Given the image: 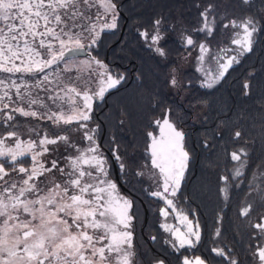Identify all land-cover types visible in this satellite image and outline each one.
<instances>
[{
    "label": "snow or ice",
    "instance_id": "6c2138e0",
    "mask_svg": "<svg viewBox=\"0 0 264 264\" xmlns=\"http://www.w3.org/2000/svg\"><path fill=\"white\" fill-rule=\"evenodd\" d=\"M241 3L250 5L252 0H241ZM93 9H96L95 20ZM211 14L209 5L200 13L202 26L196 31L208 36L213 34L216 21L209 18ZM154 24L156 29L150 36L153 46L163 38L159 28L161 21L158 19ZM116 27L114 0H0V122L15 129L18 122H10L15 121L14 114H18L51 121L56 128L76 124L80 129H88L93 101L103 100L106 92L115 88L123 76H113L91 52L87 53L86 60L78 61L77 56L96 44L101 31ZM223 28L233 30L231 45L235 47L221 48L216 54L207 44L197 45L191 36L184 37L186 46L199 48L197 71H203L206 57L217 65L215 71L204 72L201 87H214L233 64L240 63L241 57L253 51L257 34L264 32V23L245 15L228 20ZM140 36L146 41L149 39L147 31H141ZM154 50L160 56L166 55L161 47ZM228 52L233 54L226 55ZM61 62L62 72H71L75 67L77 76L64 77L56 71L53 66ZM48 69L53 71L48 72ZM170 82L177 85L175 76ZM244 89V94L248 95L249 83L245 82ZM155 123L160 135L148 132L147 150L156 190L149 194L162 200L182 225V228L167 222L160 225L170 234L173 247L177 251L193 248L200 241V225L189 220L170 198L180 190L188 165L185 136L167 112ZM31 131L36 132L37 139L23 140L15 130L0 135V264H135L130 230L133 216L129 213L132 204L120 195L117 184L110 178L108 161L96 144V129L84 132V139L88 141L85 148L72 145L67 135L50 136L47 131L40 135L36 129ZM240 137L241 132L236 131L234 139ZM60 142L75 147L76 155L66 156L64 167H58L57 160H52L50 167L46 166L41 158L51 151L49 145ZM29 156L31 164L25 167V158ZM113 156L120 160L115 150ZM242 157H247L245 149L232 152L231 159L237 162L233 175L220 178L225 181L221 188L225 197L229 187H239V183L232 185L230 181H239L244 175L246 161ZM120 167L123 170L124 165ZM53 170H58L63 179L53 177L50 183L40 180ZM11 172H17L21 178L5 179ZM259 176H264V171ZM261 184L249 181V189L264 203ZM252 207V202L242 206L240 216L249 217ZM160 215L166 221L169 212L161 208ZM249 223L257 230L255 235L260 240L253 255L258 257L259 264H264V216L256 223L249 217ZM216 234H220L219 230ZM212 251L228 259L230 264H238L234 258L225 256L223 249L214 247ZM181 264H206V261L200 256H184Z\"/></svg>",
    "mask_w": 264,
    "mask_h": 264
},
{
    "label": "trees",
    "instance_id": "16d2710c",
    "mask_svg": "<svg viewBox=\"0 0 264 264\" xmlns=\"http://www.w3.org/2000/svg\"><path fill=\"white\" fill-rule=\"evenodd\" d=\"M117 6V27L105 29L88 51L101 60L113 76H123L103 100L93 101L88 129H96V144L107 159L110 178L117 190L132 204L129 210L135 264H181L184 256H200L207 264H230L216 256L214 247L225 251L238 264H255L254 251L260 244L252 223L264 216V203L250 191L249 181L261 184L264 176V32H259L253 51L240 58L224 78L212 88L201 87V75L194 60L198 47L186 46L184 37L191 36L198 45L205 43L213 54L230 44L232 29L223 28L231 19L253 16L264 23V0H114ZM212 6L210 19H215L211 36L196 29L202 26L201 12ZM162 39L151 45L154 21ZM141 31L149 33L146 41ZM161 47L166 55L154 49ZM175 76L177 85L171 84ZM249 83L245 95L244 84ZM43 96V95H42ZM51 103V101H47ZM167 112L169 119L185 136L189 153L180 190L173 198L188 218L200 225V241L193 248L173 247L170 236L160 227V209L164 202L149 193L152 183L143 175L149 164L148 132H156L155 121ZM16 115L15 129L0 122V135L19 130L20 126L38 123L49 135L66 133L74 136L73 125L65 129L51 128L48 121ZM85 129V131H88ZM41 131V130H39ZM236 131L241 137L234 139ZM80 144V143H78ZM88 141L81 148L86 147ZM245 149L244 175L230 181L228 196L221 176L231 177L237 162L231 153ZM113 150L119 155L117 161ZM76 151V150H75ZM47 160V159H46ZM45 160V162H46ZM124 168L121 170L120 165ZM30 165L25 158L24 166ZM264 186V184H261ZM252 202L249 217L240 216L241 207ZM219 230V235H217ZM155 238V239H153Z\"/></svg>",
    "mask_w": 264,
    "mask_h": 264
},
{
    "label": "rangeland",
    "instance_id": "374dc122",
    "mask_svg": "<svg viewBox=\"0 0 264 264\" xmlns=\"http://www.w3.org/2000/svg\"><path fill=\"white\" fill-rule=\"evenodd\" d=\"M95 12H96V9H93L92 10L93 20H95ZM107 19L110 21L111 17L109 16V17H107ZM100 23H103V21H101ZM85 35H87V33H85ZM234 47L235 46L234 45H231V41H230V44L227 47H225V48H234ZM219 51H217L216 53H219ZM87 52H89L88 51V48H87ZM199 54L200 53H199V49H198L197 52H196V55L194 56L195 57L194 60L197 61V68L200 67L199 62L197 60V57L199 56ZM232 54L233 53H231V52L226 53V55H232ZM86 59H88V56L87 55H85V56H78L77 57V60L78 61L79 60H86ZM63 67H64L63 62H61L58 66H56V65L53 66V68L56 71H60L61 72V75L64 76V77H69V76L76 77L77 76V71H76V68L75 67H73L72 71L71 72H68V73H64V72L61 71L63 69ZM216 67H217V65H216L215 61L214 60H210V59H208L206 57V63L203 65V71H199L200 75L202 76L201 77V79H202L201 82L204 79V72L205 71H209V70L215 71L216 70ZM47 71L48 72H52L53 69H48ZM41 75H43V74H41ZM53 79H55V77H53ZM92 80L95 81V76L92 77ZM92 87L93 88L95 87V84L94 83L92 84ZM41 95H45V94L44 93H41ZM13 96H15L14 93H13ZM47 103H49V102H47ZM49 104H51V103H49ZM25 107H26V105H25ZM40 111H43V109H40ZM162 118H161V120H162ZM42 121H47V120H42ZM48 122H49L51 128H54V129H65L66 127H68V126L61 125L60 128H56V127H54L51 124V121H48ZM43 127L44 126H42L41 124L39 125L36 122L33 123L32 125H30L29 123H25V124H23V125L20 126V129L19 130H15V131H18L20 133L21 139H23V140H28L30 138L35 140V139H37L36 132L31 131V129H36L37 131L41 130V131H39V133H40V135H43L44 132L47 131L46 130V127L45 128H43ZM71 130L75 131L74 136L70 140V142H71L72 145H74V146L82 145V144H84L86 142V140L84 139L85 129H80L78 127V125L73 124V128ZM61 134L67 135L66 133H61ZM153 135H155L157 137H159V135H160V129H159V127L157 125H156V132ZM8 143L9 144H12L13 141H9ZM78 143H80V144H78ZM48 147L51 149V151L49 153L45 154V156L42 157L41 159H43L44 161L47 159L46 160V166H49V167L51 165V161L52 160H57L58 167H64L65 164H66V161H65L64 158L66 156H69V155H76L75 147L66 146L63 142H60L57 145H49ZM83 148H85V147L83 146ZM26 158L29 159L30 164H31V158H30V156L29 157H26ZM151 171H152V169H151V159H149V164L146 165L145 168L143 169V175L145 176V178H147L152 183L153 190H156V186L152 182V178H151V174H150ZM53 177L56 180L63 179V177H61V174H60V172L58 170H53L52 173L46 174L45 176L41 177L40 180L41 181H44L45 183H50L51 182V178H53ZM10 178H15V179L18 180L21 177L18 175L17 172H11L10 173V177H6L5 179H10ZM120 195L123 196L122 194H120ZM123 197H125V196H123ZM170 198L173 199L174 197H170ZM246 204H244L243 206H246ZM162 208H165L166 211L169 212V216L167 217V220L166 221H165V218L161 216L160 225L163 222H167V223H170V224H172L174 226H180L182 228V225H179L178 221L175 218V214L172 213V210L169 209V208H167V206L165 204H164V206ZM193 223L196 224L195 222H193ZM167 234L170 236L169 233H167ZM170 238H171V236H170ZM171 240H172V238H171ZM253 257H254L255 264H259L258 257H255V256H253Z\"/></svg>",
    "mask_w": 264,
    "mask_h": 264
},
{
    "label": "water",
    "instance_id": "95a60500",
    "mask_svg": "<svg viewBox=\"0 0 264 264\" xmlns=\"http://www.w3.org/2000/svg\"><path fill=\"white\" fill-rule=\"evenodd\" d=\"M87 53H88V52H87V48H86L85 51L79 53L78 56H85V55H87ZM78 56H77V57H78Z\"/></svg>",
    "mask_w": 264,
    "mask_h": 264
}]
</instances>
